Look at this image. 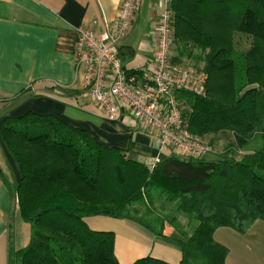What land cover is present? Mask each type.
Masks as SVG:
<instances>
[{
  "label": "trees",
  "instance_id": "1",
  "mask_svg": "<svg viewBox=\"0 0 264 264\" xmlns=\"http://www.w3.org/2000/svg\"><path fill=\"white\" fill-rule=\"evenodd\" d=\"M171 6L178 53L171 62L193 58L207 74L204 96L178 95L187 129L209 137L211 148L220 131H229L233 144L215 161L174 155L149 167L52 114L3 118L0 141L18 181L0 175L30 226L28 245L11 252L8 264H119L114 234L91 230L88 216L129 220L175 240L178 264H225L227 249L214 231L243 234L264 221V0ZM236 35L249 40L247 50L235 47ZM253 141L260 146L236 160ZM132 264L169 263L144 257Z\"/></svg>",
  "mask_w": 264,
  "mask_h": 264
},
{
  "label": "crops",
  "instance_id": "2",
  "mask_svg": "<svg viewBox=\"0 0 264 264\" xmlns=\"http://www.w3.org/2000/svg\"><path fill=\"white\" fill-rule=\"evenodd\" d=\"M119 2L0 0V122L27 111L52 114L147 166L175 155L170 150L159 151L127 111L121 109L116 120H107L82 89L81 70L75 64L76 29L88 26L101 31L104 23L114 18ZM159 3L140 0L130 32L119 44L120 62L126 70L143 69L153 56ZM232 144L231 132L220 131L210 154L221 156L225 146ZM253 149L250 143L237 151L238 160ZM0 171L10 182L18 181L16 165L1 141ZM83 220L93 231L114 234L119 264H132L144 257L169 264H178L181 259L175 240L157 237L132 221L106 216ZM29 240L30 226L20 217L0 175V264H8V255L26 247ZM213 240L227 249L225 264H264V221L257 220L243 234L218 228Z\"/></svg>",
  "mask_w": 264,
  "mask_h": 264
},
{
  "label": "built area",
  "instance_id": "3",
  "mask_svg": "<svg viewBox=\"0 0 264 264\" xmlns=\"http://www.w3.org/2000/svg\"><path fill=\"white\" fill-rule=\"evenodd\" d=\"M172 2L160 0L153 56L143 69L126 70L119 57V44L130 32L139 13L140 0H120L114 18L106 21L101 31L78 27L75 64L81 70L83 91L107 120H116L123 109L141 131L152 137L159 151L170 150L178 157L203 158L212 148L188 131L187 109L178 95L204 96L207 74L202 67L189 68L171 62Z\"/></svg>",
  "mask_w": 264,
  "mask_h": 264
},
{
  "label": "rangeland",
  "instance_id": "4",
  "mask_svg": "<svg viewBox=\"0 0 264 264\" xmlns=\"http://www.w3.org/2000/svg\"><path fill=\"white\" fill-rule=\"evenodd\" d=\"M142 12L143 11L141 10V13ZM234 39H235V47L237 49H239V50H247L249 48V40L245 36L236 35L234 37ZM170 53H171V57H174V56L178 55L174 45H172ZM196 54H198V53L196 52ZM182 59L183 60L181 61L182 62L181 65L184 66V67H189L190 68V67H194V65H195V67H201L203 65L201 62H198V61L194 60L193 58H182ZM203 140H205L207 142L209 140V137L205 138ZM251 145L255 146V148H258L260 146V143L257 142V141H253V142H251ZM203 158L206 161H215V160L220 159V156L209 153V154H206ZM235 159L238 160V156L237 155H235ZM179 222L182 225H186V220L184 218H182V217L179 218Z\"/></svg>",
  "mask_w": 264,
  "mask_h": 264
}]
</instances>
